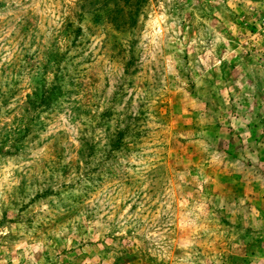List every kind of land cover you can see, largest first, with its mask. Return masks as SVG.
Masks as SVG:
<instances>
[{"label": "rangeland", "instance_id": "374dc122", "mask_svg": "<svg viewBox=\"0 0 264 264\" xmlns=\"http://www.w3.org/2000/svg\"><path fill=\"white\" fill-rule=\"evenodd\" d=\"M0 264H264V0H0Z\"/></svg>", "mask_w": 264, "mask_h": 264}]
</instances>
